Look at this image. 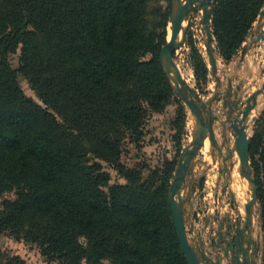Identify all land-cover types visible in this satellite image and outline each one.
<instances>
[{
	"label": "trees",
	"instance_id": "1",
	"mask_svg": "<svg viewBox=\"0 0 264 264\" xmlns=\"http://www.w3.org/2000/svg\"><path fill=\"white\" fill-rule=\"evenodd\" d=\"M163 1L171 0H0V197L16 193L3 200L0 232L38 243L60 264H190L170 206L175 162L147 177L121 162L124 140H139L150 113L176 95L160 59L171 14ZM263 7L214 4L226 61ZM19 49L15 68L10 54ZM190 57L205 80L206 59L196 47ZM20 73L42 103L25 93ZM251 160L264 216V110ZM104 162L127 182L110 185Z\"/></svg>",
	"mask_w": 264,
	"mask_h": 264
},
{
	"label": "rangeland",
	"instance_id": "2",
	"mask_svg": "<svg viewBox=\"0 0 264 264\" xmlns=\"http://www.w3.org/2000/svg\"><path fill=\"white\" fill-rule=\"evenodd\" d=\"M162 3L165 8L170 5L172 11V0ZM262 21L264 17L259 14L247 39L256 36L259 28H262ZM206 24H210V30L214 32L212 15L210 22L206 23L201 20L199 8L190 13L184 23L187 32L185 41L174 52V59L187 82L192 99L207 104L202 106V112L215 130L214 140L208 135L207 143L197 151L191 185L182 189L189 238L198 250L209 246L208 238H216L220 243L223 237L224 242L228 238L236 239L240 229L238 225H241L242 217L246 215V205L251 200L252 185L246 183L240 174L239 154L237 153L239 159L232 154L233 150L237 152L234 144L237 136L234 124L240 117L246 100L258 90L259 94L253 99L256 106L247 119L251 137L264 110V41L260 47L252 41L245 43L231 60L226 61L219 52L215 36L210 39ZM167 29L169 37L172 32L171 14ZM182 38L181 33L179 40L182 41ZM193 47L207 61L209 72L205 80H197L190 57ZM242 49L248 51L243 61L239 59ZM210 53L217 60L216 68L211 62ZM20 54V49L10 54V61L15 68L20 66ZM189 78L191 82L187 81ZM19 81L27 95L42 103L27 76L20 73ZM196 129L195 115L176 91V95L164 110L150 113L139 140L130 135L124 140L121 162L127 167L142 169L144 177H147L151 169L163 171L168 160L174 161V170L169 178L171 187L180 155L191 145ZM104 165L111 173L110 185L127 182L114 166L106 162ZM253 173L255 176L254 168ZM8 197L15 198L16 193L9 192L0 197V209L3 200ZM251 209L257 221L261 219L260 202L252 204ZM252 238L259 251L256 255L257 264H262L264 226L262 230L260 227L256 229ZM13 257L20 258L23 264H60L58 259L44 255L38 243L20 239L10 230L1 231L0 261L5 262ZM83 264L90 263L84 261Z\"/></svg>",
	"mask_w": 264,
	"mask_h": 264
},
{
	"label": "water",
	"instance_id": "3",
	"mask_svg": "<svg viewBox=\"0 0 264 264\" xmlns=\"http://www.w3.org/2000/svg\"><path fill=\"white\" fill-rule=\"evenodd\" d=\"M216 2L217 0H172V32L170 37H168L167 43L163 45L160 52V59L175 90L191 108L197 120V129L193 136L192 143L190 146L186 147V150L180 155L179 163L175 170V177L170 187V206L173 221L182 249L188 257L190 264H205L204 259L207 256V251L206 248L198 250L191 243L186 225L185 199L182 196V189L191 185L193 181L192 175L196 166L195 158L197 151L206 142L208 135L214 140L215 130L213 124L206 121L205 115L202 112V106H206L207 104L204 101L196 102L192 99L189 88L187 87V82L179 65L174 59V52L182 45V42L185 41L187 36L186 29L184 28L187 16L197 8H202L203 20L209 23L212 6ZM260 16L264 17V8L261 10ZM261 26L264 27V21L261 22ZM206 27L208 28L207 33L210 39H213L214 33L210 30V24H206ZM181 33L183 37L182 41L179 40ZM260 40L264 41V32L258 34L257 41ZM210 59L213 66L216 68L217 60L213 53H210ZM172 72L176 74L177 80L174 79ZM259 92L260 90L256 91L246 100L245 107L234 124L237 133L234 144L235 151H237L240 158V174L246 183L252 185L251 200L246 205L245 229L253 225L254 213L251 209V205L259 201L258 184L253 173L251 160V136L248 131V125L246 124L249 115L256 106V101L253 99ZM233 153L234 150L232 151V154ZM260 216L261 226L263 228L264 216L262 212ZM222 242H224V237L221 238V243ZM221 243L219 245H221ZM227 244H229L230 248H225L226 254H230L231 251L237 248V252L231 258L230 264H257L256 255L259 253L258 249H255L251 253L248 248L244 246V243L236 244L234 239L228 240ZM248 245L251 246L252 244L248 243Z\"/></svg>",
	"mask_w": 264,
	"mask_h": 264
},
{
	"label": "crops",
	"instance_id": "4",
	"mask_svg": "<svg viewBox=\"0 0 264 264\" xmlns=\"http://www.w3.org/2000/svg\"><path fill=\"white\" fill-rule=\"evenodd\" d=\"M262 32H263V28H259L256 36H252L250 38V40L246 39L243 46H245V43L252 41L256 44V46L260 47L261 44L263 43V41L262 40L257 41V36H258V34H260ZM247 53H248L247 50L242 49L241 50V56L239 59L242 61L245 60ZM245 216L242 217L241 225H238V227L240 229L238 230V233L236 234L235 243L236 244L244 243V246L246 248H248L249 252L252 253L256 249V243L254 242L252 237L254 235V232H256V229H258L260 227L262 230L261 220L259 219L257 221L256 216L254 214L253 215V225L251 227L245 229L244 228ZM207 240H209V246L205 247L206 251H207V256L204 259V263L205 264H230L231 258L237 252V248H235V250L231 251L230 254H226V252H225V248H230L229 244L227 245L226 241L231 240V239L230 238L226 239L225 242L221 245H219L220 242L216 238H214V239L208 238ZM248 243H251L252 245L249 246Z\"/></svg>",
	"mask_w": 264,
	"mask_h": 264
},
{
	"label": "bare ground",
	"instance_id": "5",
	"mask_svg": "<svg viewBox=\"0 0 264 264\" xmlns=\"http://www.w3.org/2000/svg\"><path fill=\"white\" fill-rule=\"evenodd\" d=\"M263 29H264V27H262ZM170 35V34H169ZM170 37V36H169ZM264 49V48H263ZM172 75H173V77H174V79L175 80H177V76H176V74L174 73V72H172ZM187 81L188 82H191L190 81V78L189 79H187ZM191 84V83H190ZM262 97V96H261ZM264 97V96H263ZM259 98H260V96H259ZM263 99V98H262ZM247 124V123H246ZM206 143H207V139H206ZM234 157H237L238 158V154H237V152H234V155H233ZM239 159V158H238ZM233 161V160H232ZM234 162H235V160H234ZM239 162V161H238ZM237 163V162H236Z\"/></svg>",
	"mask_w": 264,
	"mask_h": 264
},
{
	"label": "built area",
	"instance_id": "6",
	"mask_svg": "<svg viewBox=\"0 0 264 264\" xmlns=\"http://www.w3.org/2000/svg\"><path fill=\"white\" fill-rule=\"evenodd\" d=\"M183 1H185V0H183ZM199 12H200V15H201V20L204 22V20H203V9L199 8Z\"/></svg>",
	"mask_w": 264,
	"mask_h": 264
}]
</instances>
